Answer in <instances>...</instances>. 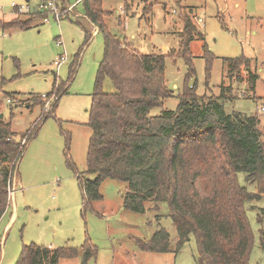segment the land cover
I'll list each match as a JSON object with an SVG mask.
<instances>
[{"label":"rangeland","instance_id":"obj_1","mask_svg":"<svg viewBox=\"0 0 264 264\" xmlns=\"http://www.w3.org/2000/svg\"><path fill=\"white\" fill-rule=\"evenodd\" d=\"M40 1L0 0V20L25 17ZM57 1L62 12L73 6L59 20L49 13L48 20L38 16L27 27L0 26V120L10 122L15 137L25 143L12 162L11 189L16 191L9 194V209L0 219V264H15L23 244L81 248L87 240L97 250L88 264H202L197 260L194 234L176 249L177 229L168 202L154 206L148 200L143 212L127 209L123 205L127 183L105 177L100 184L102 198L84 206L77 171L94 177L86 173L92 133L87 122L105 40L86 16L83 0ZM15 5H29L31 10L16 12ZM102 8L112 34L141 53L166 55L170 92L161 106L152 108V114L176 110L185 85H195L197 94L216 96L227 112L257 115L264 131V0H102ZM185 15L196 27L190 75L181 48ZM206 50L213 56L209 65ZM62 56L66 59L57 67L54 61ZM237 57L249 60L240 70L242 78L229 70V58ZM249 71L256 76L254 88ZM55 84L63 88L62 93L54 113L41 119L56 97L42 94ZM102 88L114 90L109 76L103 78ZM239 181L256 189L243 172ZM263 207L264 198L248 202L254 233L250 264H264V218L258 219ZM160 227L170 234L169 250L139 247L138 238L147 240ZM59 264H81V255L61 258Z\"/></svg>","mask_w":264,"mask_h":264},{"label":"trees","instance_id":"obj_2","mask_svg":"<svg viewBox=\"0 0 264 264\" xmlns=\"http://www.w3.org/2000/svg\"><path fill=\"white\" fill-rule=\"evenodd\" d=\"M83 2L86 16L103 32L105 40L87 122L92 133L86 173L94 177H84L77 171L84 206L102 198V179H121L127 183L123 194L127 209L143 212L148 200L154 206L168 202L169 215L177 229V250L194 234L200 263L250 264L254 233L247 214L248 202L264 198V131L258 116L238 110L227 112L219 98L199 95L195 85L188 84L180 94L176 110L152 114V108L161 106L170 92L165 78L166 55L141 53L132 48L108 31L102 0ZM45 15L36 9L25 17L0 20V26L27 27L35 18ZM184 22L181 48L190 75L193 72L190 46L196 27L188 15ZM206 53L210 56L209 65L213 56L209 50ZM229 62L230 72L242 78L240 70L249 60L237 57L229 58ZM248 75L254 88L256 76L251 71ZM105 76L113 82L111 92L102 88ZM62 90L55 84L46 93L47 96L54 93L56 97L41 119L54 113ZM34 98L44 100L41 96ZM66 138L69 142L70 138ZM24 147L25 143L15 137L10 122L0 120V219L10 204L8 180L14 167L12 162ZM70 165L76 170L73 162ZM241 172L249 183L255 184V190L240 183ZM261 209L259 221L264 218V207ZM137 244L144 250L167 251L170 234L160 227L149 239L138 238ZM96 253L89 240L81 248L69 245L54 248L31 242L23 244L15 264H59L61 258L78 255L81 264H88Z\"/></svg>","mask_w":264,"mask_h":264},{"label":"built area","instance_id":"obj_3","mask_svg":"<svg viewBox=\"0 0 264 264\" xmlns=\"http://www.w3.org/2000/svg\"><path fill=\"white\" fill-rule=\"evenodd\" d=\"M57 0H41L39 2V4L37 5V10L46 13V15L43 17L45 20L49 19L48 14L52 13L54 14V16L56 17L57 20L60 19V16H62L63 13L68 12L69 10L72 9V5H68L67 8H65V11H61L59 5L57 4ZM16 6V12H26V11H30V7L29 5L23 6V5H15ZM35 9V10H36ZM66 59V56H62L60 59H56L54 62L57 65V67H60L61 63L64 62ZM44 96H47L46 93L42 94ZM9 101H11V98H8ZM48 104V103H47ZM264 109V106L262 107ZM11 175L12 172H10V176H9V180H8V184H9V194H14V192L16 191V188L14 187L13 189H11Z\"/></svg>","mask_w":264,"mask_h":264},{"label":"crops","instance_id":"obj_4","mask_svg":"<svg viewBox=\"0 0 264 264\" xmlns=\"http://www.w3.org/2000/svg\"><path fill=\"white\" fill-rule=\"evenodd\" d=\"M12 198H13V196H12ZM8 209H9V206H8L7 210H8ZM7 210H6V211H7ZM5 213H6V212H5ZM5 213H4V215H5ZM4 215H3L2 217H4ZM2 217H1V218H2Z\"/></svg>","mask_w":264,"mask_h":264}]
</instances>
